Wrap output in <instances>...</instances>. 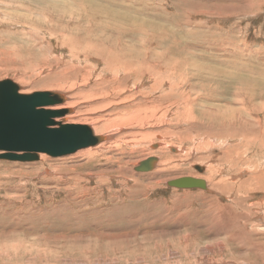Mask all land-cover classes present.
I'll return each instance as SVG.
<instances>
[{
  "label": "rangeland",
  "instance_id": "1",
  "mask_svg": "<svg viewBox=\"0 0 264 264\" xmlns=\"http://www.w3.org/2000/svg\"><path fill=\"white\" fill-rule=\"evenodd\" d=\"M3 79L107 139L0 159V264H264V0H0Z\"/></svg>",
  "mask_w": 264,
  "mask_h": 264
},
{
  "label": "water",
  "instance_id": "2",
  "mask_svg": "<svg viewBox=\"0 0 264 264\" xmlns=\"http://www.w3.org/2000/svg\"><path fill=\"white\" fill-rule=\"evenodd\" d=\"M64 97L55 91L20 93L11 79L0 80V159L36 161L40 154L60 157L102 142L87 124L63 121L69 109H53ZM155 157L141 161L134 169L152 170ZM201 172V166H195ZM177 189L206 188L202 178L181 176L167 182Z\"/></svg>",
  "mask_w": 264,
  "mask_h": 264
},
{
  "label": "bare ground",
  "instance_id": "3",
  "mask_svg": "<svg viewBox=\"0 0 264 264\" xmlns=\"http://www.w3.org/2000/svg\"><path fill=\"white\" fill-rule=\"evenodd\" d=\"M129 70H130V67L128 68ZM63 95V94H62ZM63 97H64V101H65V96L63 95ZM63 101V102H64ZM61 103H59L58 105H60ZM66 106H67V104L66 105H60V106H57V104L55 105V106H50L51 108H53V109H61V108H66ZM69 111H71V108H69ZM127 113H125V115H126ZM130 116H132L131 114H129V116H127L126 115V117L125 116H116V117H114V118H112V119H110V120H108V122H115V121H120V120H122V121H129V120H131V117ZM95 119V118H94ZM63 121H65V122H68V123H76V122H72V121H67V119H66V117L64 116V119H63ZM83 123V124H87V125H90L91 126V128L93 129V131H94V134L95 135H99V134H96L97 132H99L100 130H103L104 129V122L105 121H101L100 123H99V125L97 126H93L94 124H93V117L92 116H89V117H86V118H81V121L79 120L77 123ZM81 123V124H82ZM102 136V141L103 142H101L99 145H101V146H103V144H105L104 142V140H106L107 139V137H106V135H101ZM111 137V136H110ZM108 141V140H107ZM43 155V154H42ZM155 167V165L153 166V168ZM152 168V169H153ZM155 169V168H154ZM194 169H196L195 168V166H194ZM135 170V169H134ZM197 170V169H196ZM203 170L204 169H202V171L201 172H203ZM136 171V170H135ZM198 171V170H197ZM257 175V174H256ZM260 176V175H259ZM192 177H194V176H192ZM196 178H199V177H196ZM258 178H260V177H258ZM257 178V179H258ZM251 179V178H250ZM260 179H262V178H260ZM171 180V179H170ZM212 180H214L213 178H212ZM252 180H254V179H252ZM169 181V180H168ZM167 181V182H168ZM259 181V180H258ZM263 181V180H262ZM167 182H166V185H167ZM206 182V181H205ZM225 182V181H224ZM253 182V181H252ZM264 182V181H263ZM220 183H222V181H221V179H219V180H217V181H215L213 184H216V185H218V184H220ZM256 183V182H255ZM259 183V182H258ZM207 184L208 183H206V188H204V189H202L201 188V190H207L209 187L207 186ZM260 184V183H259ZM256 185V184H255ZM258 186V185H257ZM218 187V186H217ZM221 187H223V186H221ZM250 187V186H249ZM252 187V186H251ZM193 189H200V188H193ZM248 189V188H247ZM246 189V190H247ZM251 189H253V188H251ZM245 191V190H244Z\"/></svg>",
  "mask_w": 264,
  "mask_h": 264
}]
</instances>
